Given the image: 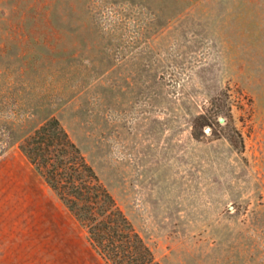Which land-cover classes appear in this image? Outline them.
Wrapping results in <instances>:
<instances>
[{"label":"rangeland","instance_id":"rangeland-1","mask_svg":"<svg viewBox=\"0 0 264 264\" xmlns=\"http://www.w3.org/2000/svg\"><path fill=\"white\" fill-rule=\"evenodd\" d=\"M52 116L162 264H264V0H0V217L61 213Z\"/></svg>","mask_w":264,"mask_h":264},{"label":"trees","instance_id":"trees-1","mask_svg":"<svg viewBox=\"0 0 264 264\" xmlns=\"http://www.w3.org/2000/svg\"><path fill=\"white\" fill-rule=\"evenodd\" d=\"M218 118L200 114L195 125H213ZM18 146L86 228L106 264H162L58 117L21 137Z\"/></svg>","mask_w":264,"mask_h":264},{"label":"crops","instance_id":"crops-1","mask_svg":"<svg viewBox=\"0 0 264 264\" xmlns=\"http://www.w3.org/2000/svg\"><path fill=\"white\" fill-rule=\"evenodd\" d=\"M57 198L63 214L0 217V264H106L86 228Z\"/></svg>","mask_w":264,"mask_h":264}]
</instances>
